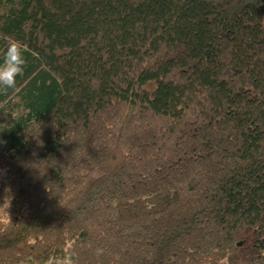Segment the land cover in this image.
I'll return each instance as SVG.
<instances>
[{
  "label": "trees",
  "instance_id": "1",
  "mask_svg": "<svg viewBox=\"0 0 264 264\" xmlns=\"http://www.w3.org/2000/svg\"><path fill=\"white\" fill-rule=\"evenodd\" d=\"M9 40L0 264H264V0H0Z\"/></svg>",
  "mask_w": 264,
  "mask_h": 264
},
{
  "label": "clouds",
  "instance_id": "2",
  "mask_svg": "<svg viewBox=\"0 0 264 264\" xmlns=\"http://www.w3.org/2000/svg\"><path fill=\"white\" fill-rule=\"evenodd\" d=\"M24 51L18 41H7L3 55L0 57V90H14L17 87V78L24 74L27 66ZM102 251L97 249L96 254L99 256ZM63 264H71V260L66 259Z\"/></svg>",
  "mask_w": 264,
  "mask_h": 264
},
{
  "label": "rangeland",
  "instance_id": "3",
  "mask_svg": "<svg viewBox=\"0 0 264 264\" xmlns=\"http://www.w3.org/2000/svg\"><path fill=\"white\" fill-rule=\"evenodd\" d=\"M15 104L10 107L9 111L6 114H2L0 116V127L5 125L11 119V116H19L21 113V107H17L16 104H21L20 98H17ZM11 114V116L9 115ZM3 155V145L0 142V158ZM6 172L0 170V182L5 179ZM28 213V209L24 202L21 199L10 200L3 207H0V221L9 222L14 218L26 215ZM234 261V257L230 256L227 260L226 264H231Z\"/></svg>",
  "mask_w": 264,
  "mask_h": 264
}]
</instances>
